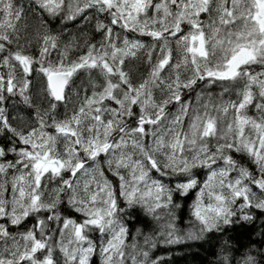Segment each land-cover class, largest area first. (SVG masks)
<instances>
[{
	"label": "snow or ice",
	"instance_id": "1",
	"mask_svg": "<svg viewBox=\"0 0 264 264\" xmlns=\"http://www.w3.org/2000/svg\"><path fill=\"white\" fill-rule=\"evenodd\" d=\"M192 243L264 264V0H0V264Z\"/></svg>",
	"mask_w": 264,
	"mask_h": 264
},
{
	"label": "trees",
	"instance_id": "2",
	"mask_svg": "<svg viewBox=\"0 0 264 264\" xmlns=\"http://www.w3.org/2000/svg\"><path fill=\"white\" fill-rule=\"evenodd\" d=\"M178 226L183 227V225ZM157 255H170L169 264H203L206 254L198 243H192L189 246H161L157 249Z\"/></svg>",
	"mask_w": 264,
	"mask_h": 264
}]
</instances>
